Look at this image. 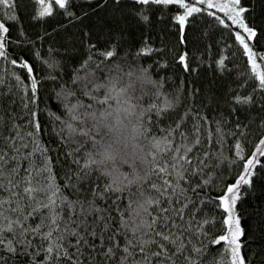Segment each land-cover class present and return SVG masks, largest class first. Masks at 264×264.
<instances>
[{"label":"snow or ice","instance_id":"snow-or-ice-1","mask_svg":"<svg viewBox=\"0 0 264 264\" xmlns=\"http://www.w3.org/2000/svg\"><path fill=\"white\" fill-rule=\"evenodd\" d=\"M0 264H264V0H0Z\"/></svg>","mask_w":264,"mask_h":264},{"label":"trees","instance_id":"trees-1","mask_svg":"<svg viewBox=\"0 0 264 264\" xmlns=\"http://www.w3.org/2000/svg\"><path fill=\"white\" fill-rule=\"evenodd\" d=\"M29 7L32 6V0H28Z\"/></svg>","mask_w":264,"mask_h":264}]
</instances>
